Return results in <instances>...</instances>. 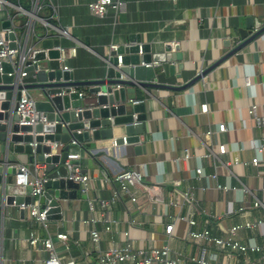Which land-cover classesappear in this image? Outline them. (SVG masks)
<instances>
[{
	"label": "crops",
	"instance_id": "0c3cea01",
	"mask_svg": "<svg viewBox=\"0 0 264 264\" xmlns=\"http://www.w3.org/2000/svg\"><path fill=\"white\" fill-rule=\"evenodd\" d=\"M2 1L6 4L1 21L10 22L16 39L22 43L29 29L30 43L40 37L59 39L64 49L59 63L74 80L82 82L102 79L112 47H133V39L149 46L153 54H166L170 49L167 55L173 60L162 66L159 83L179 88L241 43L238 31L245 28L247 17L264 24V0H112L122 6L118 12L108 11L103 18L92 15L86 7L95 0H37L42 9L36 19L29 16L30 0ZM169 66L173 67L172 73ZM133 91V102L144 104L145 143L137 147L145 146V150L137 153L134 145L115 147L111 140L73 147V160L82 173L90 176L91 189L86 199L78 191L75 200L61 202L64 219L50 223L51 235L68 234L67 246L76 264H84L75 244L87 250L92 245L80 221L88 216V202L96 209L105 202L120 231L103 236L104 248L110 238L122 245V233L128 230L135 247L148 244L153 233L159 247L167 244L187 257L198 258L200 248L189 242L186 222L176 220L171 236H166L165 226L172 219L191 217L196 230L221 238L230 226L261 221L254 229L240 230L237 240L245 247L261 249L249 256L263 264L264 208H254L253 204H264V179L251 165L233 168L231 163L236 156L250 162L260 144L262 131L249 117L248 109L256 103L259 117L264 118V32L187 90H150V97L141 89ZM79 92L86 108L96 106V98L86 88ZM221 124L227 131L218 134ZM123 136V127L117 128L114 137ZM218 142L226 146V153L205 159L209 148ZM7 158L10 165L27 166L33 174L27 157L8 153L0 141V166ZM131 169H142L143 184L162 188L161 203H153L141 191L135 204L126 198L112 201V191L118 188L112 179ZM197 169L202 171L199 177ZM213 175L216 180L211 178ZM187 191L193 194V207L180 198ZM129 222L144 226L132 227ZM31 233L46 239L41 226L30 222L26 212L21 216L17 207L6 204L0 184V264H44L47 252L33 251L28 246ZM54 244L62 253L63 244L55 239Z\"/></svg>",
	"mask_w": 264,
	"mask_h": 264
},
{
	"label": "water",
	"instance_id": "95a60500",
	"mask_svg": "<svg viewBox=\"0 0 264 264\" xmlns=\"http://www.w3.org/2000/svg\"><path fill=\"white\" fill-rule=\"evenodd\" d=\"M1 29H10V22H3ZM263 32L264 24L247 17L245 28L238 31L241 43L218 63L201 71L192 81L179 88L159 83L162 66L173 60L172 56L167 55L170 49H166V54H153L149 46L133 39L131 42H136L135 46L120 47L110 54L105 62V76L97 81H76L69 70L62 69L59 61L64 49L59 39L38 38L32 44L39 51L32 59L26 60V48H23L24 63L18 66L15 74L9 64H1L0 141L5 143L8 153L26 156L29 166L34 163L46 165L48 181L39 203L51 208L47 220L60 221L61 202L75 200L78 195L79 185L67 179L65 166L67 160L71 165H78L77 161L69 158L73 151L71 141L82 145L90 141L111 140L115 147L134 145L137 153L144 151L145 146L137 147L145 143L144 104H131L135 99L133 89H141L149 97L150 90H187ZM6 39L10 41L9 48L15 50V34L10 33ZM168 70L172 73L173 67L169 66ZM21 73L25 75L20 77ZM127 87L131 89L127 90ZM80 88H86L88 94L96 98L95 107L86 108L83 99L79 98ZM22 90L35 95V109L45 115L44 124L18 125L15 110ZM119 127H123L124 136L115 138V130ZM53 144L63 145L59 153H53ZM8 165L7 158L0 166V184L4 188L5 202L8 206L17 207L20 215L24 216L25 211L19 207L33 204L35 198L29 194H9L8 188L19 172ZM2 175H5V179H2ZM81 198L86 199V196Z\"/></svg>",
	"mask_w": 264,
	"mask_h": 264
},
{
	"label": "built area",
	"instance_id": "2783aa9c",
	"mask_svg": "<svg viewBox=\"0 0 264 264\" xmlns=\"http://www.w3.org/2000/svg\"><path fill=\"white\" fill-rule=\"evenodd\" d=\"M32 6V13L29 16L36 19L35 15L41 11V6L37 0H30ZM174 2L177 0H173ZM6 3L0 0V14ZM122 4L119 1L113 2L112 0H95L86 5L88 11L98 18L106 16L108 11L118 12ZM20 10V9H19ZM0 18V65L3 63L9 64L12 67L13 74L16 73L18 66H22L24 63L23 48H26V60L32 59L39 50L33 47L30 43L31 29H29L25 40L20 43L15 40L16 49L11 50L9 48L10 41L6 39V36L15 31L11 29H1ZM16 36V35H15ZM26 44V45H25ZM112 50H116V47H112ZM62 69L68 70L66 67ZM25 74L21 73L20 77ZM79 98H83V94H79ZM132 105L139 104L138 102H132ZM258 105L252 104L248 109V115L253 120L255 125L261 129L262 135L260 144L256 148L255 156L250 162L238 156L233 158L231 166L233 168L242 167L246 165L253 166L258 175L264 179V118L259 117ZM15 114L18 117V125L22 126H35L37 124L45 123V115L39 113L35 109V98L25 90L21 91L20 100L17 102V108ZM227 131V127L221 124L217 127V133L223 134ZM211 132L206 133V139L209 140ZM70 146L76 147L78 144L75 141L70 142ZM53 153L57 154L63 148L61 144H53ZM209 154L204 156L208 159L212 156H221L226 153V146L217 143L216 146L209 148ZM70 159H75L74 152L69 155ZM188 158V156H187ZM14 168L19 174L15 175L12 180L11 186L8 188L9 192L16 193L17 195L29 196L35 198L33 204L24 206L21 205L19 209L24 210L30 222L41 226L46 239L40 238L38 235L30 234L28 239V246L33 251H45L47 252V258L44 260V264H76V258L69 250L67 246L70 242V237L66 233H55L54 236L50 232V223H60L64 219V210L61 206L60 221L47 220V213L51 209L49 205L42 206L39 203V199L45 193V184L48 181L46 173V165L40 163H34L31 168L33 174L27 166L23 165H8ZM68 171L67 179L79 185V193L82 196H88L91 189V178L89 175L82 173L79 165H71L69 160L65 163ZM197 176H201V169L196 170ZM213 180H216L217 176H211ZM108 183V180H105ZM110 183V182H109ZM112 183L117 184V190L112 191V201H121L122 198H126L131 203H136L139 192H144L153 203H161V187H153L143 184L142 169L126 170L115 176L112 179ZM221 187L218 186V189ZM225 190V189H224ZM180 198L183 202L190 207L194 206L195 200L193 194L185 192L180 194ZM254 208L262 207L264 204L255 202ZM109 204L100 202L98 209L95 208L92 202H88V216L80 221L85 232L88 234L92 248L90 250L84 249L79 243H76L77 253L79 258L82 259L84 264H258V260H251V253H259V248H248L243 246L237 240V234L242 229H254L262 224L261 221L255 223L246 222L241 226H230L223 238L212 235L206 230H196V222L191 217H177L172 219L165 226V234L170 237L175 226L176 220L186 222L188 226L187 238L190 243L200 248V254L198 258L187 257L185 254L172 250L167 244L159 247L154 238V234L150 233L148 244L142 247H135L134 241L131 238L130 232L127 230L123 232L125 241L122 245L117 244L113 238L107 242V247H103L104 235L119 234L120 225L112 221L110 218ZM199 213V212H198ZM200 214V213H199ZM129 226H136L143 228L141 222H129ZM54 239L57 242L63 244L62 253L58 252ZM65 253L64 255H62ZM241 257V258H240ZM68 260V261H67ZM67 261L66 263H63ZM264 264V263H263Z\"/></svg>",
	"mask_w": 264,
	"mask_h": 264
},
{
	"label": "trees",
	"instance_id": "16d2710c",
	"mask_svg": "<svg viewBox=\"0 0 264 264\" xmlns=\"http://www.w3.org/2000/svg\"><path fill=\"white\" fill-rule=\"evenodd\" d=\"M23 22H24V20H23ZM25 24V23H24Z\"/></svg>",
	"mask_w": 264,
	"mask_h": 264
}]
</instances>
